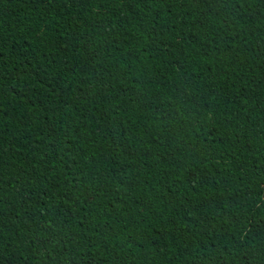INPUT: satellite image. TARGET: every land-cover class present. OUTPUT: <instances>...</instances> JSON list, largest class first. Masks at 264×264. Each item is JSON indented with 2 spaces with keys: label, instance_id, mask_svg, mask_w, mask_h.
Masks as SVG:
<instances>
[{
  "label": "trees",
  "instance_id": "trees-1",
  "mask_svg": "<svg viewBox=\"0 0 264 264\" xmlns=\"http://www.w3.org/2000/svg\"><path fill=\"white\" fill-rule=\"evenodd\" d=\"M0 264H264V0H0Z\"/></svg>",
  "mask_w": 264,
  "mask_h": 264
}]
</instances>
